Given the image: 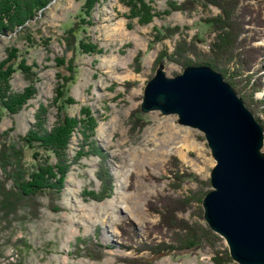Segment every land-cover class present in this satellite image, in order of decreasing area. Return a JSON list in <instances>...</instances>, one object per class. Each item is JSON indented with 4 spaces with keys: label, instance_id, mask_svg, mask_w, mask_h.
Here are the masks:
<instances>
[{
    "label": "rangeland",
    "instance_id": "374dc122",
    "mask_svg": "<svg viewBox=\"0 0 264 264\" xmlns=\"http://www.w3.org/2000/svg\"><path fill=\"white\" fill-rule=\"evenodd\" d=\"M42 1L23 29L0 36V63L19 51L10 91L36 92L14 115L0 109V153L4 144L24 150L23 163L32 168L23 138L42 108L47 130L57 125L62 85L75 101L64 105L67 114L80 122L87 108L97 126L73 132L61 194L35 196L11 214L0 209V264H238L203 218L215 166L205 135L177 124L176 115L140 108L159 64L168 77L183 73L184 63L172 57L179 46L189 63L221 73L264 128V0H221L232 10L229 21L217 6L197 8L188 0H92L90 8L87 0ZM180 4L197 9L171 11ZM136 7L148 9L152 21L142 23ZM215 18L226 38L217 56L210 47L217 32L204 22ZM38 154L44 165L45 152ZM107 173L112 194L93 199ZM190 239L198 245L166 246Z\"/></svg>",
    "mask_w": 264,
    "mask_h": 264
},
{
    "label": "water",
    "instance_id": "95a60500",
    "mask_svg": "<svg viewBox=\"0 0 264 264\" xmlns=\"http://www.w3.org/2000/svg\"><path fill=\"white\" fill-rule=\"evenodd\" d=\"M159 64L147 82L141 111L176 115L201 131L215 160L204 220L238 264H264V128L225 80L209 66L168 77Z\"/></svg>",
    "mask_w": 264,
    "mask_h": 264
},
{
    "label": "trees",
    "instance_id": "16d2710c",
    "mask_svg": "<svg viewBox=\"0 0 264 264\" xmlns=\"http://www.w3.org/2000/svg\"><path fill=\"white\" fill-rule=\"evenodd\" d=\"M89 8L92 6V0H87ZM137 2H142L144 0H132ZM30 2V3H29ZM193 3L197 8L203 7L208 8L209 5L217 6L220 10H222V20L227 18L228 21L230 19V13L232 10H229L221 0H188L186 4ZM44 2L42 0H0V36L8 35V33H12L18 29H23L24 24L32 19L34 16L35 10H39L44 7ZM131 7L134 6L133 3H128ZM178 5L171 9L174 11H195L194 6L191 8H185L186 5ZM135 8L136 13L140 16L143 15L142 23L148 24L152 21V16H154L149 10L137 9ZM225 21V20H223ZM227 21V22H228ZM205 23H208L212 31L217 32V44H211V53L214 56L219 55L218 51L221 49L219 46L223 44L225 41V34L222 35L221 30L219 28L220 19H211ZM179 29L173 30L175 33L178 32ZM220 30V32H219ZM210 32V33H211ZM10 54L8 59L4 62L0 63V109L5 110L7 113L14 115L18 113L22 107L34 96L36 92H34L33 86H30L25 90V93L21 96L13 94L10 91V77L15 72V63L18 60L19 51L16 49L10 50ZM193 53V52H192ZM172 57H178L181 63H184L186 67L189 66H208L210 64L199 63L193 64L192 62H188V58L185 55L181 48L178 46L175 53ZM24 62V61H23ZM59 66L64 65V61H58ZM216 67V66H215ZM18 68L24 72L27 76H31V68L22 64L18 65ZM63 78V77H62ZM30 80L32 78L30 77ZM64 80V79H63ZM34 82V81H32ZM67 89L65 85L59 87L57 91V99L60 100L59 107V117L57 118V125L52 130H47L45 127V109L42 108V114L38 115L37 123L34 127L29 130L28 134L23 138V144L31 150V158L34 162H32V168L27 170L23 161H25L24 150L20 152H16L14 147H9L8 145H3V151L0 153V166L4 168L6 171L4 179L0 176V209L4 210L2 212H7L8 214L15 213V209H17V205L23 201H31L35 196L53 193V194H61L65 180L67 178V171L69 165L66 163L67 161V149L68 145H70V141L73 136V132L78 126L80 127H89L88 130L91 132L97 126V120L92 116V113L89 109L83 108V114L85 115L82 121H77L75 118L69 116L66 112V107L64 105H73L75 101L71 99L67 95ZM43 118H41L42 116ZM45 152V156L42 157L44 165L40 164L41 160L39 158V152ZM97 151V150H96ZM34 153L35 156H34ZM50 157H57L56 159L59 162L54 165L50 163ZM102 180V191L97 193L93 199H104L108 198L112 193V178L107 173L105 175H100ZM104 177V178H103ZM12 179V180H11ZM9 180L12 182L13 186L7 188V183ZM91 193H87L90 195ZM96 194V192L94 193ZM99 196V197H98ZM98 199V200H99ZM6 210V211H5ZM162 214V213H161ZM198 240L190 239L187 243L189 244H179L178 246H173L172 244L166 245L169 246V249H185V248H193L198 245ZM165 246V247H166ZM162 247V246H161ZM137 258H140L137 256ZM140 260V259H136ZM126 264H134L131 260H127Z\"/></svg>",
    "mask_w": 264,
    "mask_h": 264
},
{
    "label": "bare ground",
    "instance_id": "6f19581e",
    "mask_svg": "<svg viewBox=\"0 0 264 264\" xmlns=\"http://www.w3.org/2000/svg\"><path fill=\"white\" fill-rule=\"evenodd\" d=\"M261 124V123H260Z\"/></svg>",
    "mask_w": 264,
    "mask_h": 264
}]
</instances>
